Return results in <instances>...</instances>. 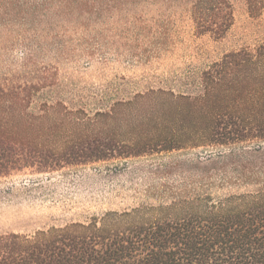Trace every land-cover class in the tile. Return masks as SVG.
Segmentation results:
<instances>
[{"label": "rangeland", "instance_id": "obj_1", "mask_svg": "<svg viewBox=\"0 0 264 264\" xmlns=\"http://www.w3.org/2000/svg\"><path fill=\"white\" fill-rule=\"evenodd\" d=\"M105 1L68 11L63 0H0V79L45 80L49 85L33 96L32 111L58 101L80 119L77 127L64 119L45 136L126 145L104 160L0 177V234L85 225L111 212L137 210L134 221L174 217L197 198L253 189L231 180L223 157L264 148V141L197 143L205 113L214 107H203L198 97L204 70L227 52L264 42V0L254 17L246 0H231L233 22L220 39L197 33L188 2L113 0L104 8ZM24 9L35 11L34 18L25 20ZM109 111L110 118L98 115ZM170 138L182 144L171 150L135 146Z\"/></svg>", "mask_w": 264, "mask_h": 264}, {"label": "trees", "instance_id": "obj_2", "mask_svg": "<svg viewBox=\"0 0 264 264\" xmlns=\"http://www.w3.org/2000/svg\"><path fill=\"white\" fill-rule=\"evenodd\" d=\"M109 1L113 0L101 5L106 8ZM169 1L188 2L198 34L220 39L232 25L231 0H165ZM63 2L68 11H85L91 4V0ZM246 3L250 15L258 16L259 0ZM34 12L24 9V19L34 18ZM200 81V104L206 108L214 103V107L205 113L197 143L227 146L264 141V42L225 53L201 73ZM48 85L45 80L0 79V177L24 168L52 171L104 160L125 145L114 139L91 141L82 136L57 141L45 136L64 119L72 127L80 125V119L69 117L74 114L58 101L32 111L33 96ZM111 112L98 115L110 118ZM175 140L177 144L170 138L135 146L171 150L182 144L180 138ZM97 146L104 150L95 151ZM223 158L229 159L231 180L251 186V191L216 200L203 196L186 203L179 216L151 221H134V210L32 235L0 234V264H264V148L256 145Z\"/></svg>", "mask_w": 264, "mask_h": 264}]
</instances>
